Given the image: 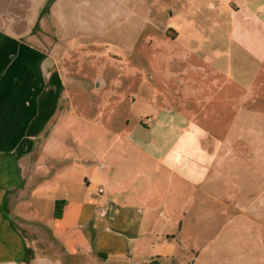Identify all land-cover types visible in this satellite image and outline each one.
Here are the masks:
<instances>
[{
  "label": "crops",
  "instance_id": "obj_1",
  "mask_svg": "<svg viewBox=\"0 0 264 264\" xmlns=\"http://www.w3.org/2000/svg\"><path fill=\"white\" fill-rule=\"evenodd\" d=\"M186 1L219 26L227 43V38L233 42V47L228 43L221 48L233 57L235 65L245 57L262 65L264 12L259 10L264 0ZM67 2L0 0V264H144L161 255L154 250L156 243L163 247V259L168 258L170 242L182 230L209 229L200 222L193 227L194 222L207 208L223 207L230 178L244 180V175L235 172L239 170L237 159L231 165L223 159L222 142L205 143L204 147L208 137L202 139V135L222 134L227 129L210 130L203 124L180 126L177 120L183 119V113H165L150 121V126L144 120L132 124L128 120V136L122 137L121 149L131 155L130 159L121 154V158L99 159L89 167L80 159L67 165L65 160H54L57 164L62 161L59 175L49 166L50 161L37 158L58 127L67 123L66 118L80 124L85 121L79 113L70 112L65 76L46 43L52 39L45 30L47 24L61 22ZM186 22L188 29L194 30L196 21ZM37 23L39 28L35 29ZM194 34L174 30L166 37L177 43L173 52L180 55L165 58L168 65L181 68L187 62L194 68L186 87L190 96L192 82L198 83L194 75L198 76L201 63L208 61L211 52L207 45L198 47L203 40H197V31ZM157 36L166 42L162 32ZM162 50L166 54L168 49ZM222 61L219 73L225 66ZM207 79L194 91L198 97L195 102L218 91L228 95L227 81ZM245 85L252 84L244 79L234 82L237 100L245 101L244 96L239 98ZM89 123L102 132L110 131L98 122ZM168 132L175 134L169 146L161 137ZM74 168L76 174L72 173ZM231 170L235 173H229ZM79 173L92 180L74 181ZM51 180L62 181V190L45 191L43 187ZM97 180L103 181L109 195L104 186L90 189ZM116 195H123L127 202H120ZM59 198L65 201L56 217ZM185 208L189 223L183 218Z\"/></svg>",
  "mask_w": 264,
  "mask_h": 264
},
{
  "label": "rangeland",
  "instance_id": "obj_2",
  "mask_svg": "<svg viewBox=\"0 0 264 264\" xmlns=\"http://www.w3.org/2000/svg\"><path fill=\"white\" fill-rule=\"evenodd\" d=\"M62 11L61 22L47 24L45 30L52 39L46 43L65 76L70 112L79 113L85 121L80 124L66 118L67 123L58 127L37 158L50 161L49 166L59 175L63 168L59 165L62 161L56 163L59 160H65L67 165L80 159L89 167L99 159L121 158V154L130 159L131 155L121 149L122 137L128 136V120L131 124L144 120L150 126V121L155 122L165 113H183V119L177 120L180 126L188 124L193 128L203 124L210 130L227 129L228 133L202 135V139L208 137L204 147L205 143L222 142L223 159L227 158L230 165L237 159L239 170L235 172L244 175V180L230 178L223 207L212 206L197 215L198 222L193 227L200 222L208 230H182L171 240V255L165 260L161 256L163 247L154 242L155 252L161 255L144 264H264V62L260 65L259 61L245 57L235 65L233 57L229 58V53L221 48L228 43L233 47V42L227 38V43L219 26L186 0H68ZM259 12H264V6ZM191 19L196 21L194 30L188 29L186 22ZM174 30L191 35L197 31V40H203L198 47L207 45L211 51L208 61L201 63L198 76L194 75L198 83L192 82L191 96L186 94V87L194 68L187 62L181 68H176L177 64L171 67L165 59L180 56L173 52L177 43L166 38ZM153 31L162 32L166 42L156 32L151 37ZM151 41L154 50L148 47ZM162 47L168 49L166 54ZM221 61L225 66L219 73ZM208 77L227 81L228 95L213 89L214 95L210 93L202 98L205 101L195 102L198 97L194 91L208 82ZM242 79L252 84L239 91V98L244 96L245 101L237 100L234 87V82ZM90 121L110 131L97 130ZM174 135L168 132L161 137L169 146ZM75 171L74 168L72 173L76 174ZM73 180L85 183L92 178L79 173ZM61 183L51 180L43 189L54 193L62 190ZM99 186L110 194L101 180L90 189L98 190ZM116 197L127 202L123 195ZM59 199L63 206L64 198ZM186 209L183 218H188L189 223Z\"/></svg>",
  "mask_w": 264,
  "mask_h": 264
},
{
  "label": "trees",
  "instance_id": "obj_3",
  "mask_svg": "<svg viewBox=\"0 0 264 264\" xmlns=\"http://www.w3.org/2000/svg\"><path fill=\"white\" fill-rule=\"evenodd\" d=\"M39 28V24L37 23L35 29ZM60 201H57L56 203V210H55V216L58 217L61 215V210L59 209V205H60ZM4 209L7 210V207L5 206V204L3 205Z\"/></svg>",
  "mask_w": 264,
  "mask_h": 264
}]
</instances>
